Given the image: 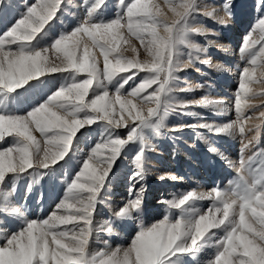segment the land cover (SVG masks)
<instances>
[{
    "label": "snow or ice",
    "instance_id": "6c2138e0",
    "mask_svg": "<svg viewBox=\"0 0 264 264\" xmlns=\"http://www.w3.org/2000/svg\"><path fill=\"white\" fill-rule=\"evenodd\" d=\"M103 3L104 0H94L87 7L86 17L70 32H62L52 37L50 43H43L51 22L64 7V0H36L26 7L22 18L0 35V141L12 138L10 146L0 149V218L23 216L21 208L11 201L15 187L12 186L10 191L2 190L9 174L15 178L29 169H33L30 175L34 177L52 174L59 161L67 163L71 160L73 140L80 129L101 121L104 133L102 141L82 160L75 178L67 183L64 198L56 205L57 211L43 220H26L19 228L0 236L4 240L0 244V264H188L189 259L199 264L196 258L206 248L215 249L214 258L207 264H264V152L258 154L261 160L256 168L252 167V158L241 159L237 177L230 188L214 187L208 192L193 189L172 199L158 201L168 210H179L175 218L166 214L162 220L145 225L142 219L144 189L141 188L134 198L114 210L100 229L94 225L93 213L98 197L122 150L130 144L139 145L133 160L135 170L130 177L139 182L148 171L144 155L145 149L150 147L144 134L146 129L160 134L166 127L165 118L169 112L178 108L182 114H188L185 109L189 103L212 107L220 103L207 97L170 103L173 99L170 94L191 91L179 87L177 73L193 62L192 51L207 53V47L193 40L195 35L205 38L209 35L205 27L190 23V18L194 19L198 11L196 0H181L179 4L175 0H165L176 17L171 21L161 6L152 0H119L121 11L115 18L97 19L96 13ZM260 4L264 6V0H260ZM223 10L225 16H231L228 0ZM204 14L216 18L215 9ZM218 22L227 24L224 17H219ZM260 26V40H264V19ZM125 29L128 35L140 41L152 58L151 62H141L122 54L121 41L127 42L122 31ZM85 36L90 43L84 42ZM251 36L250 31L239 49L242 57H250L251 67H245L241 72L234 103L236 120L225 124L180 125V129L206 128L216 134L239 135L242 139L252 130L246 128L252 117L244 113L249 109L257 110L249 104L250 97L264 96V89L256 91L252 87L264 85V45L259 51H253L259 41L252 40ZM211 43L214 41H209ZM182 47L189 49L188 60L183 59ZM50 49L61 54L57 57L60 63L49 61ZM95 49H99L103 57L102 68ZM203 62L209 64L211 60L207 58ZM221 67L216 65L217 69ZM258 69L259 77L256 75ZM140 72L148 75L125 95L122 89ZM49 73H67L58 90L46 94V98L41 96L26 114L10 111L13 99L20 95L18 90L39 89L44 81L42 78ZM121 73L128 75L121 76ZM80 74L87 78L78 79ZM113 83L115 94L110 96L108 85ZM153 85L158 87L141 96ZM128 97L151 102L155 108H148L145 114ZM259 119L264 121V111L259 112ZM121 127L129 129L126 138H121L116 131ZM254 127L258 132L260 125ZM33 128L44 138L43 147L32 134ZM209 150L217 152L213 147ZM105 151L108 155L102 159ZM165 178L183 179L159 176L160 180ZM31 188L30 183L27 194L31 193ZM129 195L133 196L132 187ZM40 199H43L42 195ZM205 199L213 202L208 213H202L197 207V202ZM61 210L64 214H60ZM137 219L135 236L127 248L91 250L90 238L94 231L113 234ZM62 225L65 227L61 228ZM213 229L221 230L223 236L214 240ZM103 243L108 246L107 240Z\"/></svg>",
    "mask_w": 264,
    "mask_h": 264
},
{
    "label": "rangeland",
    "instance_id": "374dc122",
    "mask_svg": "<svg viewBox=\"0 0 264 264\" xmlns=\"http://www.w3.org/2000/svg\"><path fill=\"white\" fill-rule=\"evenodd\" d=\"M241 1L228 0L231 4V16L228 17L225 16L223 10L226 0H196L198 11L194 14V19L190 18V23L205 27L209 30V35L207 38L195 35L193 40L199 45L207 47V53H196L193 50V62L183 71L177 73L180 78L179 87L191 89V91L170 94L173 97L170 103L173 104L180 100L191 102L208 97L211 92L209 84L215 82L218 75L230 68L229 71L231 73L227 72V81L221 83V85L226 86L225 93H227L226 96L229 98L228 120L223 124L236 120L234 103L239 90L241 72L245 67H251L249 64L250 57H242L239 51L240 47L250 31L252 32L251 39L259 41L253 51H259L260 47L264 45V40H260V21L264 19V6L260 4V0H244L243 3ZM34 2L36 0H2L0 2V35L22 18V14L26 12V7ZM93 2L94 0H64V7L51 22V28L48 29V37L43 43H50L52 37L58 36L62 32H70L77 23L86 17L87 7ZM180 2L181 0H175L176 4ZM152 3L159 4L161 7L168 6L165 0H152ZM213 9H215L216 18H211L204 14L211 12ZM120 11L119 0H104L102 7L96 13V18L111 20ZM172 15L174 14L171 12L169 21L176 18L172 17ZM219 17L226 19V26L218 22ZM122 31H124V39L127 41H121L120 51L122 54L129 58L135 57L141 62H151L152 58L141 46L140 41L134 36L128 35L126 29ZM162 33L163 31H161ZM212 33H216V35H212ZM83 40L90 43L86 36L83 37ZM209 41H214V43L209 44ZM133 48L136 49L135 52ZM182 51L185 52L183 59L188 60L187 52L189 49L182 47ZM95 54L99 60V66L102 68L103 57L100 55V50L95 49ZM60 55L55 50L50 49L48 52L49 61L51 63H60V60L57 59ZM207 58L211 60L209 66L203 62ZM217 64L222 67L217 69ZM193 67H197L200 72H197L198 69L196 72L192 71ZM259 73L260 69L257 70V77H259ZM120 75L128 74L121 73ZM146 75L148 74L140 72L125 85L122 92L126 95L131 89L138 86ZM186 76H191V83L187 84ZM66 77L67 73H49L42 78L44 81L39 89L18 90L20 95L18 99H13V107L10 111L21 115L26 114V111L30 110V107L41 96L46 98V94H51V92L58 90L60 85L65 82ZM77 78L85 79L87 76L80 74ZM117 79L119 78L117 77ZM198 84L201 87L197 88L196 85ZM156 87L158 85H153L152 88H148L141 93V96L148 95ZM252 87L256 91L264 89V85L261 84H254ZM108 90L109 95L114 96L115 84L108 85ZM89 98H91V92ZM128 98L132 99L133 103L137 104L145 114L148 108H155V104L151 102H141L136 97ZM249 104L256 106L257 110H245L244 115L252 117V119L247 121L246 128L252 130L247 131L243 139L239 135L228 136L226 134L208 132L209 130H206V128L184 127L180 129V125L216 124L209 117V109L194 103H189L185 109L188 114H182L178 108L175 111H170L165 118L166 127L161 130L160 134H156L154 130L146 129L144 134L147 144L150 145V147L145 149L144 153L148 169L146 175L139 182H134L130 179L135 170L133 164L134 155L139 147L138 144H130L129 147L122 150L121 155L114 162L106 186L101 190L100 197H98L99 202L93 213V222L96 228L100 229L104 221L112 217V212L130 198H134V194L141 188L144 189L142 192L144 208L142 219L145 225L150 226L152 223L162 220L166 214H170V218H175L179 214V210H168L165 204L158 203V201L172 199L174 196L193 189L198 192H208L214 187H219L220 189L230 188L232 186L231 182L237 177L236 170L240 167L242 158L244 161L252 158V167H258L261 160L258 154L264 152V121L259 119V112L264 111V96L250 97ZM117 109H119V105H117ZM192 112H195L194 115ZM124 115H127V113H124ZM117 118L119 119V115H117ZM132 124L133 122L129 120V125ZM256 124L260 125L258 132L254 127ZM171 129L179 130L172 131ZM128 130L127 127L116 129L121 138H126ZM199 133L203 135L206 133V135L204 138H200ZM32 134L41 142L43 147L44 138L41 133L33 128ZM103 135V122L101 121L80 129L73 140L70 152L71 160L67 163L59 161L54 166L52 174L34 177V175H30L33 173V169H29L28 172L15 178L9 174L6 178V185L3 186L2 190L10 191L12 186L15 187V193L11 196V201L21 208L23 216L0 218V236L14 228H19L26 220H43L48 218L54 211H57L56 205L64 198L67 183L75 178L82 166V160L86 159L92 148L102 141ZM11 142L12 138L6 137L4 141H0V149L7 148ZM208 145L217 146L216 148L219 150L222 149L220 151L222 153L221 158L230 156L229 160L225 157V160L222 159L221 161V159L215 157L212 151L210 152L207 149ZM163 154L165 156H173L172 163L166 168V171L162 168L161 156ZM107 155L108 153L105 151L101 158L103 159ZM65 159L67 160V157ZM100 167H103V165ZM39 171L44 172L46 170L39 169ZM161 175L182 177L183 179L172 180L165 178L160 180L159 176ZM30 183L32 185L31 193L27 194L26 189ZM130 187L133 188L132 197L129 195ZM41 195L43 196L42 200L40 199ZM212 205L213 202L207 199L197 202V207L202 213H208ZM60 214H64L63 210H61ZM136 223H139V219L135 223L128 222L122 229H117L113 234H108L103 230L94 231L90 238L91 250L98 251L101 248L106 250L107 248L115 249L117 246L127 248L135 236ZM63 227L65 226L62 225L61 228ZM67 227H71V225ZM212 231L216 233L214 240L223 236V232L219 229H213ZM105 240L108 241V246L104 245L103 241ZM3 243L4 240L0 238V244ZM214 251V248H206L202 253L198 254L196 259L199 264H207L209 259H213ZM188 264H196V261L189 259Z\"/></svg>",
    "mask_w": 264,
    "mask_h": 264
},
{
    "label": "bare ground",
    "instance_id": "6f19581e",
    "mask_svg": "<svg viewBox=\"0 0 264 264\" xmlns=\"http://www.w3.org/2000/svg\"><path fill=\"white\" fill-rule=\"evenodd\" d=\"M213 2V1H212ZM242 3L244 2V0H242L241 1ZM213 4V3H212ZM167 5V4H166ZM210 5V4H209ZM208 5V6H209ZM210 7V6H209ZM161 9H162V12L163 13H165L166 14V17H167V19L169 20V18L171 17L170 16V13L172 12V11H170L169 10V7L167 6V7H161ZM173 13V12H172ZM172 17H175L174 15H172ZM162 31V30H161ZM163 34V33H162ZM208 66H209V64H208ZM206 67V66H205ZM198 68L197 67H193L192 68V71L194 70V72H196V70H197ZM207 69V68H206ZM230 69V68H229ZM229 69L228 70H225L224 71V73H222V74H220V75H218L217 76V80L215 81V82H211L210 84H209V86L211 87V92L209 93L210 94V96H208L207 98L208 99H210V100H215V101H218V102H220L219 103V105L218 106H216V107H212V106H204L205 107V109H209L208 110V113H209V117L210 118H212V122H215L216 124H223L226 120H228L227 118H228V115H229V110H228V102H229V98L226 96V94L227 93H225V90H226V86H223V85H221V83H225L226 81H227V79H228V71H229ZM200 72V70L198 69L197 70V72ZM229 73H231L230 71H229ZM230 76V75H229ZM187 77V76H186ZM185 77V78H186ZM191 77V76H190ZM190 77H187L186 78V80H187V84L188 83H191V80H190ZM194 80V79H193ZM201 106V105H200ZM193 113V115H194V113L195 112H192ZM211 122V123H212ZM229 123V122H228ZM207 130V129H206ZM208 132H210V131H208ZM205 135H206V133H205ZM205 135H203L202 133H199V137L200 138H204L205 137ZM220 139V138H219ZM215 140V139H214ZM213 141V140H212ZM231 141V140H230ZM218 143V142H217ZM220 143V142H219ZM216 144V143H215ZM208 148V150L210 149V147H213V148H215V149H217L216 147H214L213 145H208L207 146ZM222 150V149H221ZM221 150H219V149H217V152H212L213 154H214V156L215 157H217V158H219V159H221V161H222V159L223 160H225L224 158L226 157L225 155V157H223V158H221L222 157V153H220V151ZM210 151V150H209ZM211 152V151H210ZM212 154V155H213ZM223 154H224V152H223ZM216 158V159H217ZM228 160H229V158H230V156H228V157H226ZM161 159H162V163H163V166H162V168L166 171V168L167 167H169V165L172 163V159H173V156L172 157H170V156H165L164 154H163V156H161ZM233 161V160H232ZM231 162V161H230ZM224 164V163H223ZM225 164H229V163H225ZM231 164V163H230ZM221 166V165H220ZM166 173V172H165ZM162 174H163V172H162ZM159 185V184H158ZM160 187V186H159ZM157 188V187H156Z\"/></svg>",
    "mask_w": 264,
    "mask_h": 264
}]
</instances>
